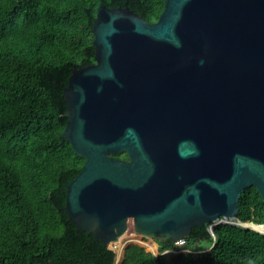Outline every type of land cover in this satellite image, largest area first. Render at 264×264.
Here are the masks:
<instances>
[{
	"label": "water",
	"instance_id": "95a60500",
	"mask_svg": "<svg viewBox=\"0 0 264 264\" xmlns=\"http://www.w3.org/2000/svg\"><path fill=\"white\" fill-rule=\"evenodd\" d=\"M92 34L94 64L63 91L61 137L84 158L68 220L108 249L129 223L154 243L205 224L264 235L233 222L247 188L264 203V0H166L152 24L99 5Z\"/></svg>",
	"mask_w": 264,
	"mask_h": 264
},
{
	"label": "trees",
	"instance_id": "16d2710c",
	"mask_svg": "<svg viewBox=\"0 0 264 264\" xmlns=\"http://www.w3.org/2000/svg\"><path fill=\"white\" fill-rule=\"evenodd\" d=\"M166 0H0V264H115L116 253L81 232L64 212L66 186L81 171L62 137L63 91L73 69L94 64L92 26L99 5L127 6L155 23ZM115 159L127 160L124 153ZM238 224L264 225V203L249 187L239 197ZM194 228L190 241L205 252L169 253L121 237V264H264V235L237 225ZM262 230V228H258ZM135 244V245H132ZM131 245V246H130ZM118 260L117 262H120Z\"/></svg>",
	"mask_w": 264,
	"mask_h": 264
},
{
	"label": "rangeland",
	"instance_id": "374dc122",
	"mask_svg": "<svg viewBox=\"0 0 264 264\" xmlns=\"http://www.w3.org/2000/svg\"><path fill=\"white\" fill-rule=\"evenodd\" d=\"M132 232H133V228H132V224L129 223V226H128V229H127V232L122 236L123 238L127 239V240H133L134 239V236L132 235ZM122 238L119 239V242L121 241ZM141 240L143 242H146L147 244L150 243V244H153L155 245V251L147 248L146 246H140V245H136V246H139V247H142L145 249L146 252H153L156 256L159 255L158 253V243L157 242H152L151 240L149 239H145V238H141ZM118 242V243H119ZM117 243V244H118ZM132 245H135V244H132ZM158 245V246H157ZM131 246V245H130ZM210 246V241L209 240H201V241H190L188 244H187V248L191 249L192 251H195V252H205V250H207ZM185 248V249H187ZM114 249V248H113ZM118 258L116 257V261H115V264H121L122 261H123V257L121 259H118V260H121L120 262H117Z\"/></svg>",
	"mask_w": 264,
	"mask_h": 264
},
{
	"label": "built area",
	"instance_id": "2783aa9c",
	"mask_svg": "<svg viewBox=\"0 0 264 264\" xmlns=\"http://www.w3.org/2000/svg\"><path fill=\"white\" fill-rule=\"evenodd\" d=\"M174 246L176 247V249L174 251H166L165 254H169V253H182V254H185V253H193L192 251H190L189 249H185L186 247V242L185 240H178ZM114 248V249H113ZM110 249L112 251H114L116 253V255L118 256V252H117V249L115 247V245L111 246Z\"/></svg>",
	"mask_w": 264,
	"mask_h": 264
},
{
	"label": "bare ground",
	"instance_id": "6f19581e",
	"mask_svg": "<svg viewBox=\"0 0 264 264\" xmlns=\"http://www.w3.org/2000/svg\"><path fill=\"white\" fill-rule=\"evenodd\" d=\"M121 237H122V236H121ZM118 242H119V241H118ZM118 242L115 243V247H116V245H117Z\"/></svg>",
	"mask_w": 264,
	"mask_h": 264
},
{
	"label": "crops",
	"instance_id": "0c3cea01",
	"mask_svg": "<svg viewBox=\"0 0 264 264\" xmlns=\"http://www.w3.org/2000/svg\"><path fill=\"white\" fill-rule=\"evenodd\" d=\"M158 246V245H157Z\"/></svg>",
	"mask_w": 264,
	"mask_h": 264
}]
</instances>
